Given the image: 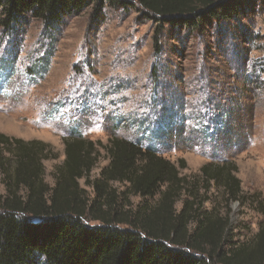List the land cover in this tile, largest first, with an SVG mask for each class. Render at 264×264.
Instances as JSON below:
<instances>
[{
  "label": "rangeland",
  "instance_id": "1",
  "mask_svg": "<svg viewBox=\"0 0 264 264\" xmlns=\"http://www.w3.org/2000/svg\"><path fill=\"white\" fill-rule=\"evenodd\" d=\"M97 9L52 27L31 17L9 31L0 24V134L50 147L57 158L42 164L51 187L76 132L103 146L124 138L153 147L184 161V176L234 163L243 191L264 196V10L198 35L138 7ZM100 153L90 181L109 164ZM79 185L93 197L85 179ZM112 186L118 198L126 190ZM217 192L206 209H225ZM228 208L234 236L250 239L262 216L237 202Z\"/></svg>",
  "mask_w": 264,
  "mask_h": 264
},
{
  "label": "trees",
  "instance_id": "2",
  "mask_svg": "<svg viewBox=\"0 0 264 264\" xmlns=\"http://www.w3.org/2000/svg\"><path fill=\"white\" fill-rule=\"evenodd\" d=\"M90 6L138 7L155 22L203 35L264 10V0H0V24L9 31L31 17L52 27ZM100 150L109 164L90 181ZM65 156L51 187L42 164L57 158L50 147L0 134V264H264V196L243 191L234 163L210 162L184 176V161L176 165L153 147L124 138L103 146L76 132ZM114 184L126 188L119 198ZM213 187L222 212L205 208ZM236 202L263 218L243 242L229 216Z\"/></svg>",
  "mask_w": 264,
  "mask_h": 264
}]
</instances>
